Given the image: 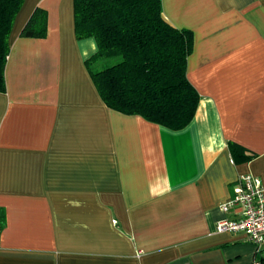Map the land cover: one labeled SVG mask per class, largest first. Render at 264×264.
Segmentation results:
<instances>
[{"label": "crops", "instance_id": "crops-1", "mask_svg": "<svg viewBox=\"0 0 264 264\" xmlns=\"http://www.w3.org/2000/svg\"><path fill=\"white\" fill-rule=\"evenodd\" d=\"M194 32L200 94L172 130L110 109L78 40L73 0H24L0 92V264H256L241 232H218L241 175L264 184V0H162ZM36 7L47 36L21 37ZM230 143L255 153L235 163Z\"/></svg>", "mask_w": 264, "mask_h": 264}, {"label": "trees", "instance_id": "trees-1", "mask_svg": "<svg viewBox=\"0 0 264 264\" xmlns=\"http://www.w3.org/2000/svg\"><path fill=\"white\" fill-rule=\"evenodd\" d=\"M78 40L94 38L97 51L86 59L91 78L106 106L172 130L195 117L200 94L187 76L194 32L170 23L162 0H73ZM24 0H0V92L7 91L6 65L10 35ZM46 9L36 7L21 37L47 36ZM108 62L102 65L103 61ZM101 64V65H100ZM235 163L255 153L230 143ZM0 225L5 214L0 212ZM256 264H264V254Z\"/></svg>", "mask_w": 264, "mask_h": 264}, {"label": "built area", "instance_id": "built-area-1", "mask_svg": "<svg viewBox=\"0 0 264 264\" xmlns=\"http://www.w3.org/2000/svg\"><path fill=\"white\" fill-rule=\"evenodd\" d=\"M221 208L225 212L239 209L240 214L219 221L218 232H241L258 249L264 246V184L259 177L241 175L233 186V195Z\"/></svg>", "mask_w": 264, "mask_h": 264}, {"label": "rangeland", "instance_id": "rangeland-1", "mask_svg": "<svg viewBox=\"0 0 264 264\" xmlns=\"http://www.w3.org/2000/svg\"><path fill=\"white\" fill-rule=\"evenodd\" d=\"M108 62H112V61L106 60V61H103V63H101V64L105 66V65L108 64ZM101 64H100V65H101Z\"/></svg>", "mask_w": 264, "mask_h": 264}]
</instances>
